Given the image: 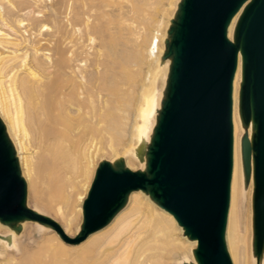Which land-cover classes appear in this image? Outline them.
I'll return each instance as SVG.
<instances>
[{
	"label": "water",
	"instance_id": "1",
	"mask_svg": "<svg viewBox=\"0 0 264 264\" xmlns=\"http://www.w3.org/2000/svg\"><path fill=\"white\" fill-rule=\"evenodd\" d=\"M233 34L229 27L240 12ZM166 87L147 147L145 170L120 158L101 162L70 238L52 218L27 206V184L0 119V223L33 221L70 245L105 228L142 191L197 241L195 264H232L225 232L233 171V82L242 54L239 114L245 181L253 177V251L264 257V0H181L167 31Z\"/></svg>",
	"mask_w": 264,
	"mask_h": 264
},
{
	"label": "bare ground",
	"instance_id": "2",
	"mask_svg": "<svg viewBox=\"0 0 264 264\" xmlns=\"http://www.w3.org/2000/svg\"><path fill=\"white\" fill-rule=\"evenodd\" d=\"M58 1H60L61 4L65 5L66 7V12L64 13L65 17L63 18L62 23L59 25L58 24L54 25L53 24L54 21L52 20L51 22L53 24V27L51 28V31L48 29L50 32L43 34V29L47 27V25L44 23L43 20L40 19L41 15L39 13H43V12L37 11L36 7H38L40 4L45 2V0H0V21H1L0 24H2L3 26V28L0 26V61L5 62L6 66L9 68V74L6 76L7 77L6 80L8 81V78H9L11 80L18 81L21 86L19 87L23 90L25 94V98L27 99L29 110L31 113V117L34 120L35 125L39 131V138H40V144H41L40 147L46 157L44 165L46 167L45 170L47 171V174L54 178L60 179L63 183L66 180L67 181H69V179L71 180L70 176L72 174H77V172H79L77 171L78 163H80L78 161L82 162V160H79V155H80L79 152H82V148H85L86 146H87L86 149H83V153H84V150L85 151L88 150L87 148H90V151L94 149L93 154H90L89 152V154L91 155L89 156V159H88V156H86V153L88 151L85 152V156L88 160L83 159V161L86 160L87 162L86 169L92 168L94 164L95 153L98 151V148H99L97 147L99 145V143L97 145V142L101 141L103 138H106V137L111 138L114 135L122 136L123 138L127 139L126 140L127 143L125 147L123 148L122 154H121L124 158H126L124 159L126 160L125 161L126 164H128L129 166L135 169L134 166L136 165L133 162V159H135L139 163H141V166L145 170L146 164H147V159H146L147 147L151 139V134L153 133L151 131L152 115L157 110V106L159 103L158 89L156 87V84L160 76H164L165 80L167 79V74H168V69H169L168 68L169 61L163 60L162 58L164 54V50H165L166 38L163 35L156 38L157 42L155 46L151 44L152 46H154L153 47L154 51L150 45L148 46L147 50H144L142 47L144 51H147V55H149L151 58V60H148L149 58H147V60L149 62L152 61V70L149 69L151 70V72L148 73V76H149V80L147 82L148 84L147 85L145 84L141 88V90L139 89L140 91H138L137 96L131 92L132 90L130 91L134 96L137 97L136 101H132V99L130 100L128 99L129 101H131V102H128L125 99L124 101L128 103L125 105V108H124V106L121 105L122 103V99H121L120 107H118L119 102L118 100H115L114 96L115 94L119 92L125 93L126 91L122 90L123 86L121 85L119 86L118 84V79L116 76V72L118 71L117 68H119V70L128 68V64L125 61L123 54L120 53L121 51L118 48L121 36L120 35L114 36L112 32V27L103 28L102 25L98 24V21L100 20L98 17L93 15L95 6L92 5V0H58ZM46 7L43 8L42 10L44 9L47 10ZM126 7H128V5ZM51 8L53 7L51 6ZM58 15L59 14H57L53 10V12L51 11V13L45 17H48L51 19L53 17L55 18L58 17ZM145 18L149 19V16H146ZM150 18L152 19V17ZM127 21L128 20H126V22ZM159 21H160L159 23H161L162 20H159ZM55 22H57V18ZM126 22L122 21L121 25H126L125 24ZM109 23L112 24V22H109ZM159 23L157 24L160 25ZM80 26H83V28H85V31L79 34V32L81 31ZM149 26L151 25L149 24ZM138 27L139 26H137V28ZM157 29L158 28H156L155 30ZM106 30L110 31V34H109L110 37L106 41L107 43L106 57L108 58L107 64L105 65V67H103V64L100 62L95 63V64H90L89 62L90 65H88L87 59H83L81 57L84 51L83 39L88 38L89 41H92L93 34H98V33L103 34ZM159 32L161 33V31ZM37 35L43 38L39 39L38 41L32 40V39H35ZM153 36H156V34L154 35L153 33ZM152 38H150L149 40H151ZM147 42H148V39L146 43ZM151 49L153 52H151ZM21 50L23 52H20ZM96 59L98 58L96 57ZM241 60H242V57H241ZM240 62L241 61L239 60V63ZM147 66L149 67V65ZM1 85H2V81H0V113L3 114L4 117H6L10 121V124L13 130L15 131L13 133H16L15 136L19 138L20 145L22 146L21 148L22 150L20 148L19 149L21 151H24V150L27 151L28 149L25 143L26 141L24 140V136L21 131V121H20L21 115L19 113L20 111L17 108V105L15 104V100L13 99L16 96L11 97V95H8L9 93L7 94V92ZM130 92H128V94ZM233 92H234V86H233ZM121 93H120V96L121 95L126 96L125 94H127V93L125 94H121ZM120 96L118 97V99H120ZM133 103H134V106H132ZM124 104L125 103H123V105ZM131 106L134 108V111H132L133 112L132 114H130ZM117 112H118V117L116 114ZM237 114H236V117H238L239 115ZM237 120H239V118ZM234 121L235 120L233 119V122ZM240 123L238 122V124ZM234 128L236 129L235 125H234ZM234 128H233V137H234V131H236ZM114 139L116 140V137ZM114 139H111V140H113L112 142L115 143ZM120 141L117 140L116 145H119L118 143ZM112 142L111 144H113ZM20 145H18L17 143L18 147ZM114 145H111V146H114ZM111 151H112V148H111ZM83 153H81V155ZM116 155L120 156L119 153H116ZM82 156L85 158L84 154ZM25 158H26V161L24 162H27L29 164V162H31L30 160L31 157L27 156ZM235 160H234V163H235ZM30 164L28 166H30ZM84 164H85V161H84ZM24 165H26V163ZM80 165L79 167H81ZM235 168L236 167H234L233 169ZM29 170L30 168L28 169V171L26 170L25 172L26 173L28 172V174L30 175ZM86 171L84 172L86 173ZM81 172L83 171L81 170ZM84 172L83 174L81 173V175H85ZM68 176H69V179H68ZM74 176L72 179L74 180L76 178V180H74L76 182L75 185H77L78 183L79 187L84 188L86 185V182H84V180L87 181V179H84L85 176L84 178H81L82 176L79 177V175H77V177L75 178ZM29 177L31 178V176ZM30 181L31 180H29V182ZM88 182H87V185H88ZM31 183H30L31 185L34 184L32 181ZM74 183H72L73 185H71L69 182L68 185H71L72 187L74 186ZM34 186L36 187V182ZM33 188L34 187L32 186L30 189L32 190ZM72 189L76 190L74 189V187H72L71 190ZM34 190H37V189H34ZM33 193H36V191H34ZM137 196L139 197L140 195L137 194L135 196L136 200L138 198ZM141 201L142 200H140V202ZM135 202L133 204L134 206L139 203L138 202L135 204ZM232 203L230 201L228 219H227V227H226V232H225V241L226 239L228 241L227 250H228V254L231 259L235 257L234 255L235 254V250H234L235 243L234 242L236 240L233 237V236H236L235 235L236 233H234L236 230L233 229V226H235L234 224L235 223V217H234L235 207L233 208ZM136 207H134L133 213ZM145 209H144V212H145ZM124 213H122L121 216ZM129 214L131 215L132 213L130 212ZM152 215L155 218L157 215H160V212H155L153 210L151 212L142 214V216H140L139 218L138 224L134 223V221H131V220L126 223H122L123 221L121 222V219L118 218L120 219V221L115 220L116 222L114 221L113 224L107 230L99 234L91 236L88 243H91L92 245V243L95 244V243L102 242L103 259L101 261H103V264H139L138 261L136 260L137 258L135 259V256L139 253L138 252L139 249H142L144 245L157 241V237H158L157 232L160 228L159 224H158L159 228L157 232L155 230L157 228V225L153 227L152 232H149L150 230H148L147 232L145 230L144 231L139 230V227H141V225L143 224L146 225V223L150 219V216L152 217ZM166 217L168 218L166 221H168L170 218L175 219L174 216L169 218L167 215ZM159 218L160 217H157L158 221H159ZM162 218H163V215H162ZM162 218L160 219L162 220ZM163 219L165 221V217ZM174 219H172V221ZM154 221H156V218L155 220L153 219L152 223ZM166 221H165V224H167ZM172 221H170L171 224L173 223ZM24 222L25 221L21 220L19 222L13 223V225L12 224L11 225L0 224V229H2L3 227L8 230V233L6 236L0 235V239L3 242L2 245L5 248H8L9 250H12V251L18 250L19 254L22 255V259L26 257V255H29L28 253H30V251L29 252L27 251V247L18 248V243H17L18 237L20 236V233L23 229ZM150 223L148 222V224ZM153 225L155 224L153 223ZM162 227L165 228V226L163 225ZM150 228L151 226L148 227V229ZM161 230L164 232V230L166 229L164 230L161 229ZM165 234L163 235L165 236ZM168 234H169V231H168ZM170 235L169 236L167 235V236L171 238L172 236ZM54 238L55 237H53V240L57 241ZM173 238L175 239V237H172L171 239ZM174 239L172 242H174ZM48 243L47 245H49ZM193 243L197 244V241L194 240ZM50 244H52L50 245L52 247L53 243H50ZM84 245H82L81 247L83 248ZM56 246H57V242H56ZM51 247H48V248L54 249V247L52 248ZM88 247H94V246H88ZM72 252L73 253L75 252L73 251V248H72ZM37 253H38L37 251L35 252V254L33 253L35 257L36 255H38ZM49 253L50 252H48V255ZM70 253H69V256H70ZM48 255L46 254L45 256H47L48 258ZM35 257L33 256V260L35 261V264H36L37 263L36 261L38 260H35ZM65 257L68 259L67 255ZM28 258L29 257H27V261H28ZM61 258L62 257H60V259ZM60 259H58V261ZM13 260L16 261L15 257H13L12 255L8 256V259L3 261L2 264H8L9 262ZM43 260H44V257H43ZM64 261H65V258H64ZM19 262L20 261H18L17 263ZM233 263L235 264L234 259H233ZM59 264H62V263L59 262ZM141 264H153V261L151 260V258H148L144 260L143 263Z\"/></svg>",
	"mask_w": 264,
	"mask_h": 264
},
{
	"label": "rangeland",
	"instance_id": "3",
	"mask_svg": "<svg viewBox=\"0 0 264 264\" xmlns=\"http://www.w3.org/2000/svg\"><path fill=\"white\" fill-rule=\"evenodd\" d=\"M57 1L58 0H56V1L55 0H47V1L45 0V2H43L38 7H36L37 11L43 12V13H39L41 16L39 14L38 15L40 16V19L43 20L44 23L47 25V27H45L43 29V34L50 32L51 28L53 27V24L54 25L61 24L63 18L65 17L64 13L66 12V7H65V5H62L60 1H58V2ZM180 2H181V0H92V5L95 6V10L93 11V15L98 17L100 20V21H98V24L102 25L103 28H106V27L111 28L112 27L113 35L114 36L115 35L121 36L118 48L121 51L120 53L123 54L124 59L128 64V68L127 69H120V70H119V68H117L118 71L116 72V76L118 79L119 86L120 85L123 86L122 90L126 91L125 93L128 94V92H130L132 90L131 92L137 96L138 91H140L141 88L145 84L146 85L148 84L147 83L149 80L148 73H150L152 70V61H150V62L148 61V60H151V58L149 55H147V51H144V50H147L149 45L151 46V48H153L157 42L156 38H158L162 35L165 38H168L167 31L171 25V21L175 18V15L177 13ZM124 5H126V6L128 5V7H126ZM51 6L53 8H51ZM45 7L47 10H45V9L42 10ZM54 7L56 10L54 9ZM129 8H130V10H129ZM53 10L57 14H59L58 17H56L57 22H55L56 21L55 17H53L51 19L48 17H45L48 14H50L51 11L53 12ZM58 10H59V12H58ZM241 12L242 11H240L233 18L231 25L229 27L228 38L231 41H233L234 28H235L236 22L240 16ZM146 16H149L150 21L148 18H145ZM150 17H152V19ZM52 20L54 21L53 24L51 22ZM126 20H128V21L126 22ZM159 20H162L161 23H159L160 22ZM122 21H125L126 25H121ZM109 22H112V24H110ZM156 22L159 23L160 25H158ZM0 23H1V21H0ZM149 24L153 28L151 26H149ZM161 25H162V27H161ZM0 26L3 28L2 24H0ZM137 26H139V27L137 28ZM80 28H81V31L79 32V34L83 33L85 31V28H83V26H80ZM156 28H158L159 31H161V33L158 31V29L155 30ZM160 28H161V30H160ZM164 30L165 31L167 30V31L165 32ZM156 31H157V33H156ZM153 33H154V35L156 34V36H153ZM163 33H165V34H163ZM109 34H110V31L106 30L103 34H101V33L100 34L99 33L93 34V40L92 41H89L88 38L83 39L84 51H83L81 57L83 59H87L88 65L100 62L103 64V67H105V65L107 64V60H108V58L106 57V53H107L106 41L110 37ZM150 36H152L153 38ZM25 37H26V35H25ZM41 38H43V37L37 35L36 38L32 39V40L38 41ZM150 38L153 39V40L151 39L152 42H151V40H149ZM147 39L149 42V43L147 42L148 44L146 43ZM136 44L138 45V47ZM151 44L154 46H152ZM44 46H46V45H44ZM142 47L144 50L142 49ZM153 51H154V48H153ZM153 51L151 49V52H153ZM20 52H23V51L21 50ZM100 54H101V56H100ZM96 57L98 59H96ZM241 57H242V54H239V60L241 62L239 63L237 73L235 74V76H237V77H235L236 80L234 79L235 81L233 82V86H234L233 119L235 120L233 122V124L236 123V124H234L236 129L234 128V125H233V128L236 130V131H234V144L235 145L233 144V168L234 167H236V168L233 169V171H232L231 188L233 190L232 189L230 190V201H231V203L233 201V203H232L233 208L235 207L234 208V217H235V223L234 224H235V226H233V229L236 230L234 232V233H236L235 234L236 236H233V237H234V239H236L234 242L236 245L234 244V250H235L234 255H235V257H233L231 259V261H232V264H234L233 259H234L235 264H257V258L255 257L254 251H253V238H254V231H253V193H254L253 177L251 178L250 182L247 183L245 181L244 172H243V160H242V139L245 136H248L249 138H251L252 137V129L251 128L247 129L243 126L241 119H240V114H239V98H238L239 96L238 95L240 93V83H241V79H242V60H241ZM99 58H101V59H99ZM147 58H149V59L147 60ZM97 60H98V62H97ZM89 62H90V64H89ZM149 63H151V64H149ZM147 65H149L150 68ZM239 67H240V69H239ZM0 68H1V70H0L1 71L0 72L1 73L0 74V78H1L0 81H2L1 86L5 89L7 94L9 93L8 95H11V97L16 96L13 99L15 100V104L17 105V108L20 111L19 113L21 116L20 115L19 116L21 118V120H20L21 121V131L23 133L24 140L26 141L25 143H26V146L28 149L27 151L26 150L21 151L22 146L20 145V140L18 137L15 136L16 133H13L15 131L13 130V128L10 124V121L6 117H4L3 114L0 113V119L3 122V124L5 125L8 138H9V140H10V142L13 145V148L15 150L16 158L19 162L22 177L24 178V180L27 184V206H28V208H30L32 210H36L39 213L52 218L63 228L65 233L70 238H75L80 233L81 228L83 226V222H84L83 205H84V202L88 196L89 189H90V187L94 181V178L96 176V172H97V169H98L100 163L104 162V161L114 163L115 161L119 160L120 158H122L123 160L126 159L121 154H122L123 148L125 147V145L127 143V141H126L127 139L123 138L122 136H118V135H114V134H113L114 136H112L113 138L112 137L111 138L106 137L103 139L101 138L102 140L99 139V140H101V141L97 142V145L99 143V145L97 146L99 148H98V151L95 153L94 164H93L92 168H90V169H86V164H87L86 160L89 159V156H91L90 154L94 153V149L91 148L93 150V151L91 150L92 151V153H91L90 148H87L88 150H86V151L84 150V153H83V149H86L87 146L85 148H82V152H79V154L81 155V153H83L85 156V152L88 151L87 152L88 154L86 153V156H88V159L86 158V156L84 158L82 156L83 154L81 155V157L79 155V160H82V162L78 161V162H80V163H78V167H77V171H79V172L76 171L77 174L70 173L72 175L70 176V174H69V176L71 177V180H70L69 176H68L69 181L66 180L63 183L60 179L49 176L47 174V171L45 170L46 167L44 165V162H45L46 157H45V154L43 153V151L41 150V147H40L41 144H40V138H39V131L35 125L34 120L31 117L28 102H27V99L25 98V94H24L23 90L20 88L21 86H20L18 81L11 80L9 78H8V81L6 80L7 79L6 76L9 74V68L6 66L5 62L0 61ZM149 69H151V70H149ZM145 80H147V81H145ZM156 87L158 89L159 103L157 106V110L152 115V124H151V131L152 132H153V128H154V125L156 122V117H157L158 111L160 109L161 100H162V97H163V94L165 91V87H166V80H165L164 76H160V78L156 84ZM120 93L121 92L115 94V96H114L115 100H118V102H119L118 107H120V100L121 99H122L121 105L124 106V108L128 102H131V101H129L130 99H132V101H136L137 97L134 96L132 93L131 94L129 93L128 95L125 94L124 92L121 93V94H125L126 96H123V95L120 96ZM237 93H238V95H237ZM129 95H130V97L134 96L135 98L134 97L130 98ZM119 96H120V99H118ZM125 99L128 102L124 101ZM133 99H135V100H133ZM123 103H125V104L123 105ZM18 104H20V105H18ZM132 106H134V103L132 104ZM132 106L130 107V110H131V113L129 112L130 114H132L133 113L132 111H134V108ZM121 108H123V107H121ZM131 108H133V109H131ZM122 110H124V109H122ZM116 114L118 117V112ZM236 114L238 115V117H236ZM238 118H239V120H237ZM7 122H9V123H7ZM238 122L239 123L241 122V123L238 124ZM13 134H14V136H13ZM151 136H152V134H151ZM115 137H116V140L114 139ZM111 139H114L115 143L112 142L113 140H111ZM117 140L118 141L121 140L118 143L119 145H116ZM111 142L113 144H111ZM17 143H18V145H20L19 147L17 146ZM110 144L111 145L115 144V145L111 146ZM111 148H112V151H111ZM89 152H90V154H89ZM116 153H119L120 156H117ZM26 155L31 157V159H30L31 162H29V164L30 163H32V164H30V166H28L29 164L27 162H24V161H26V158H25V157H27ZM235 155H236V157H235ZM23 156H25V157H23ZM21 157H23V158H21ZM24 158H25V160H24ZM235 158H236V160H235ZM83 159H86V160H84L85 164H84ZM234 160H235V163H234ZM133 162L136 165V166H134L135 169L133 167L129 166L128 164H126V166L134 172H137L139 170H144V168L141 166V163H139L137 160L133 159ZM25 163H26V165H24ZM82 164H84V165H82ZM235 164H236V166H235ZM79 165L82 168L79 167ZM29 168H30V170H29L30 175L28 174V172L27 173L25 172L26 170L28 171ZM79 168L83 172L86 170H88V171L90 170V171H89V173H88V171H86L87 174L84 172L85 175H81V173L83 174V172H81V170ZM84 169H86V170H84ZM234 170H236V171H234ZM31 173H33V174H31ZM234 174H236V175H234ZM27 175L31 176V178ZM74 175H76V176H74ZM77 175H79V177L82 176L81 178H84V176H85L84 179H87V181L84 180V182H86V185H85L86 188L85 187L84 188L79 187L78 183H77V185L79 188L77 187V185H75L76 182L74 180H76L75 177H77ZM233 175L236 178V180L233 177ZM73 176L75 178L74 180L72 179ZM29 180H31L34 184L31 185L32 183H31V181L29 182ZM232 181H234V182H232ZM35 182H36L37 188L34 186ZM66 182H68V183H66ZM69 182L71 185H73L72 183H74V186H72V187H74V189H76V190H73V189L71 190L72 187H71V185H68ZM87 182H88V185H87ZM30 186L31 187L33 186L34 188L31 190ZM234 187H236V188H234ZM34 189H37V190H34ZM77 189H78V191H77ZM234 189H236V190H234ZM33 190L36 191V193H33L34 192ZM37 192H38V194H37ZM137 194L140 196L139 197L137 196L138 198L136 200L135 196ZM233 195L234 196L236 195V196L234 197ZM233 198L235 199V201ZM36 199H37V201H36ZM140 200H142L143 203H142V201L140 202ZM134 202H135V204L138 202L139 203L134 206L133 205ZM136 206H138L139 208ZM134 207H136L137 209L135 208L134 213H133ZM129 208H130V210H129ZM145 208H147V209H145ZM131 209H132V211H131ZM144 209H145V212H144ZM128 210L132 213L131 215L129 214L130 212ZM153 210L155 212H160V215H157V216L155 215L156 221L153 222L155 225H153V223H152L153 219L155 220L154 216L152 215V217L150 216V219L148 221L149 223L151 222L152 224L151 223L148 224V222H147L146 225H144V224L141 225V227H139V230H141V231L145 230L146 232L148 230H150L149 232H152L153 227L157 225V228L155 227L156 232L160 226L161 229H163V230L166 229V230H164V232L166 234L159 228V230L157 232L158 233L157 234L158 235L157 241L152 242V243L147 244V245H144L142 247V249H139V251H138L139 253L135 256V259L137 258L136 260L138 261V263L141 264V263H143L144 260L151 258V260L153 261V264H195L196 262H195L193 251L197 248V244L193 243V241H190L184 235V232H183L182 228L178 225L176 219L170 218V217H173L172 214L169 213L170 214V216H169V214L165 210H163L155 202H153V200L150 199L148 194H146L142 191L132 192L129 195V199L127 201V204L114 217V219L105 228H103V229L93 233L92 235H90L84 242H82L83 244L80 243L78 245H70V244L64 242L59 237L58 233L55 230H53L52 228L43 226L37 222L25 221L23 224V229L20 233V236L18 237L17 243H18V248L27 247V251L28 252L30 251V253H28V254L31 257L29 255H26V257H24L22 259V255L19 254L18 250L12 251V250H9L8 248H5L2 245L3 242L0 239V264H2V262L5 261L6 259H8V256H11V255L13 257H15L16 261L13 260V261L9 262L8 264H12L13 262H14L13 264H35V261L33 260V256L35 257L34 254L36 251L38 252L37 253L38 255H36L37 259L35 257V260H38V261H36L37 262L36 264H42V263L43 264H59V262L62 264L63 263L64 264H66V263L67 264H99V263L103 264V261H101L103 259V257H102V251H103L102 242L95 243L97 245L92 243V245H91V243H88L90 237L107 230L113 224V222L115 220L120 221V219H121V222L123 221L122 223H126V222L131 220V221H134V223L138 224L139 218H140V216H142V214L147 213V212H151ZM125 211H127L129 213H127ZM122 213H124V214L121 216ZM128 214H129V216H128ZM162 215H163V218L165 217V221L168 219L166 217L167 215L171 219V220L169 219L170 221H172V219H174L172 221L173 223L171 224V222L168 220L169 222L166 221L167 224H165V221L162 218ZM123 217H125V218H123ZM157 217L162 218V220L159 218V221H158ZM118 218H120V219H118ZM157 221L158 222L161 221V222L158 223ZM158 224H159V226H158ZM162 225L165 226V228H163ZM150 226H151V228L148 229V227H150ZM167 226L169 227V229ZM142 228H144V229H142ZM168 231H169V234H168ZM170 231H171V233H170ZM7 233H8L7 229H5L3 227H2V229H0V235L6 236ZM163 234H165V236ZM167 235L175 237L176 241L174 238L173 239H174V242H176V243L172 242L173 241V239H171L172 237L170 238ZM53 237H55L54 239H56L57 241L53 240ZM45 240H46V242H45ZM52 240H53V242H52ZM56 242H57V246H56ZM47 243L49 245H47ZM50 243H53L52 247H54V249L48 248V247H51L50 245H52ZM54 243H55V245H54ZM84 244L87 246H85ZM40 245H41V247H40ZM59 245H60L62 250L60 249ZM82 245L85 246V247L83 246L84 249L81 247ZM226 245L228 248L227 239H226ZM88 246H94V247H88ZM45 247H47V248H45ZM65 247H67L69 250ZM72 248H73V251H75L76 253L72 252ZM53 250H55V251H53ZM64 251L65 252L67 251V252L65 253ZM69 251L72 253H70ZM48 252H50L49 255H48ZM68 252L70 253V256H69ZM44 254L45 255L47 254L48 258ZM66 255L68 256V259L65 257ZM42 256L44 257V260H43ZM27 257H29L28 261H27ZM60 257H62V258L60 259ZM30 258H32V259H30ZM57 258L60 260L58 261ZM64 258H65V261H64ZM20 259H22V260H20ZM25 259H26V261H25ZM18 261H20V262L17 263ZM98 261H99V263H98ZM261 264H264V257H263Z\"/></svg>",
	"mask_w": 264,
	"mask_h": 264
}]
</instances>
